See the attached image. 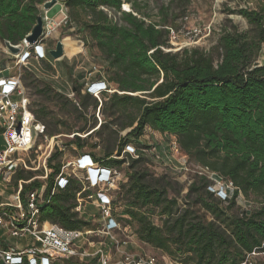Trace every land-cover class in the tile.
Masks as SVG:
<instances>
[{
  "label": "trees",
  "instance_id": "1",
  "mask_svg": "<svg viewBox=\"0 0 264 264\" xmlns=\"http://www.w3.org/2000/svg\"><path fill=\"white\" fill-rule=\"evenodd\" d=\"M45 1L0 0V40L21 43ZM58 1L67 8V22L83 46L96 52L105 88L114 85L116 90L110 94L107 89L100 91V101L82 94L80 84L75 85L76 97L54 93L57 102L69 105L71 114L83 121L65 146L55 143L46 159L45 173L41 170L43 180L33 169L24 168L17 169L12 178L15 186L18 180L28 181L22 184V194L35 189L41 193L39 221L66 229H92V218L76 207L77 198L87 200L93 189H84L80 180L69 174L63 188L51 191L60 173L63 149L69 145L82 148L85 141L81 132L87 137L108 127L113 148L106 146L102 157L94 151L82 154L118 171L128 163L129 198L123 212L138 223L143 240L168 253L190 254L187 264L192 260L193 264H239L251 252H264V67L257 62L264 44V2L254 9L238 10L248 22L247 29L225 25L209 49L171 51L170 34L179 14L170 4L159 7V19L155 20L149 9L151 0ZM188 2L185 0L182 8ZM123 4L130 10H122ZM44 91L49 93L50 89ZM28 107L43 124V135L55 138L61 133L57 119L47 122L42 109L33 110L29 102ZM89 108L92 120L86 116ZM97 109L104 117L98 126L94 117ZM147 127L173 135L190 159L231 182L229 197L215 199L212 182L201 175L190 184L187 196L195 193L193 202L203 212L188 202L181 207L176 195H170L168 179L151 176L142 166L145 152L137 141ZM126 129L125 134H119ZM127 146L134 148L133 154L126 151ZM239 195L252 198L254 208L230 213ZM155 213L161 217L160 227L149 219ZM171 244L175 247L170 251Z\"/></svg>",
  "mask_w": 264,
  "mask_h": 264
},
{
  "label": "rangeland",
  "instance_id": "2",
  "mask_svg": "<svg viewBox=\"0 0 264 264\" xmlns=\"http://www.w3.org/2000/svg\"><path fill=\"white\" fill-rule=\"evenodd\" d=\"M183 2L185 0L149 1V9L151 14L154 15L152 18L155 20L159 19V7L161 6H168L170 4V8L179 14L176 19L177 26L170 34L169 42L171 47L168 49L171 51H178L184 47L209 49L215 44L221 28L225 25L229 26L230 24H234L239 30L247 29L249 27L248 22L239 14L238 10L240 8L254 9L259 2H264V0H189L185 4V8H182L184 5ZM124 5L127 6V4H123L121 8ZM40 10L41 14H43L42 6H40ZM61 11L66 14V19H63L64 16ZM47 16L53 21L59 22L60 25L52 29L50 34L38 43L39 46L36 49L32 46L25 47L23 45L22 51L29 53V56L23 62H19L18 54L10 53L6 49L4 41L0 40V69H4L5 73L10 75H20L21 84L24 88L25 96L30 103V107L33 110L42 109L47 115V122H52L53 119H57L60 125L61 133L57 137L53 139L48 137L47 140L43 137H38L35 140L34 149L30 152L22 153V158L30 160L34 175L40 178V180H43L42 178L45 177L41 175V170L45 173V170L42 169V164H44V157L51 146L53 150V146L57 141L62 145L67 143L72 139L71 132L76 130L83 121L79 120L77 115L71 114L69 105H61V103L57 102L54 98V93L57 92L66 94L69 97H76V94H74L75 85L80 84L82 94L88 93L100 101V91L107 89L106 91L110 94L116 90L114 85H108L105 88L104 85L106 83L101 85L102 82H100L98 87L101 90L99 92H96V89L98 90L99 88L92 89L94 94L87 91V85L93 82L104 81V78L99 77V64L96 60V52H91L83 46L79 35L75 32V28L69 26L67 22V8L59 1L47 11ZM117 17L118 15L116 14ZM195 30L197 34L194 32ZM59 40L64 43V55L58 59H53L48 54V50L53 49ZM36 50L41 56L44 54V57L38 58L34 53ZM257 62L260 66L264 67V44L262 45ZM46 88L50 89L49 93L44 91ZM92 114L93 111L89 108L86 114L87 118L92 120ZM94 117L97 121V126L104 121V117L99 113L98 109L94 112ZM68 129L71 130L67 131ZM127 130L119 134L123 135ZM109 133L110 128L108 127L103 128L100 134L93 133L87 137H85L86 132H81L80 136L85 141V145L82 148H78L75 145L63 147L61 162L71 163L67 167V172L81 177L84 173L81 174L79 171H74L73 166L75 160L82 152L94 151L97 157H102L106 146L113 148L114 143L112 144L109 141ZM2 142L3 138L0 133V147ZM137 142L145 152L146 159L142 166L147 168L151 176L157 177L163 175L168 179L171 184L169 190L170 195H176L181 207H184V203L188 202L191 208L198 212H203V209L193 202L195 193H190L187 196L190 184L197 182L201 175L206 176L212 182L211 188L214 190L213 197L215 199L222 200L225 195H229V189L226 188V184L229 182L218 178L213 172L208 171L190 159L179 148L173 135L161 134L147 127ZM94 143H97L95 148L91 147V144ZM131 144L135 145L133 143ZM127 164L125 163L120 166V175L115 185L107 190V193L112 198V202L114 201L115 217L121 226V229L116 230L113 234L114 240L118 241V243L113 244V239L109 236L90 233L84 236L79 242L81 249L92 253L101 246L112 262L119 260L125 252L132 255H153L161 263L172 259L182 264H187L185 261L190 254L168 253L163 249L152 246L139 236L138 223L131 220L123 212L126 208L125 203L129 198L127 192L128 177L126 176ZM12 188H14L13 183L9 186L8 194L12 192ZM226 205V202L223 201L222 207ZM254 205L255 202L252 198H245L239 195L235 205L232 206L229 212L250 211L254 208ZM79 212L85 217L92 218L90 228L93 230L101 228L103 219L101 218L99 210L91 202L82 200ZM205 216L207 219H211L210 214H206ZM149 219L158 227L162 225L161 217L156 213L150 215ZM174 247L172 244L169 245V250L171 251ZM92 258L88 256L83 259L78 257L65 260L58 259L54 264H98L97 259L93 261ZM246 258L249 259L251 264H264V252L255 253L249 257L246 256ZM193 261L188 264H193Z\"/></svg>",
  "mask_w": 264,
  "mask_h": 264
},
{
  "label": "built area",
  "instance_id": "3",
  "mask_svg": "<svg viewBox=\"0 0 264 264\" xmlns=\"http://www.w3.org/2000/svg\"><path fill=\"white\" fill-rule=\"evenodd\" d=\"M61 13L64 16L63 19H66V14L63 11ZM43 21V31L39 40L33 45L25 43V47L32 46L36 49L39 46L38 43L45 39L52 29L60 25L59 22L50 19L47 13ZM194 32L197 34L196 30ZM34 53L38 58L44 57V54L41 56L37 50ZM17 56H19V62H23L29 53L21 51ZM100 82L102 81L87 85V91L94 94L92 89L99 88L96 84ZM100 90L101 88L96 89V92ZM0 133L3 138L0 147V194L3 195L9 190L17 169H32L27 159L22 158V153L30 152L34 148L36 138L43 136L45 140L48 139L43 135V124L37 121L29 110L20 75L7 74L4 69H0ZM126 148L129 149H126L129 153H134L133 147L127 146ZM51 150L52 146L44 157L42 166L45 171L46 159ZM70 164L62 162L51 193L56 187L63 188L67 184L69 175L67 167ZM73 167L74 171L84 173L81 177L72 173L80 180L84 189L94 190L88 195L87 200L99 210L103 219L101 228L98 230L66 229L58 224L41 223L39 221V204L43 201L41 193L35 189L22 194V184L28 181L18 180L17 186L14 185L8 198L0 202V228L5 229L12 237H22L28 234L32 237L33 243L22 249L4 247L0 244V264H54L58 259L73 257L83 259L88 256L96 257L98 264H182L172 259L161 263L153 255H132L125 252H122L119 260L112 262L101 246L92 253L81 249L79 242L90 233L109 236L113 239V242L111 241L113 244L118 243L114 240L113 234L116 230H120L121 226L112 214V198L107 190L115 185L120 172L115 168L101 166L88 154H81L75 160ZM226 188L229 189L230 195L233 190L232 183L226 184ZM77 200L76 210L79 211L82 199L78 197ZM255 253L251 252L247 257ZM239 264H251V262L246 258Z\"/></svg>",
  "mask_w": 264,
  "mask_h": 264
},
{
  "label": "water",
  "instance_id": "4",
  "mask_svg": "<svg viewBox=\"0 0 264 264\" xmlns=\"http://www.w3.org/2000/svg\"><path fill=\"white\" fill-rule=\"evenodd\" d=\"M57 2H58V0H47V1H45L42 5V9H43L44 13L39 15L35 25L32 27L30 32L26 35L24 40L18 44H12L9 41L5 40L4 44H5L6 49L12 54H18L23 50V45H25V43L30 44V45L35 44L39 40V38L42 34V31H43L44 15ZM128 9H129L128 5H127V9L124 7L122 8V10H125V11H129ZM48 54L53 59H58V58L62 57L64 55V43H63V41H61V40L57 41L55 44V47L53 49L48 50Z\"/></svg>",
  "mask_w": 264,
  "mask_h": 264
},
{
  "label": "crops",
  "instance_id": "5",
  "mask_svg": "<svg viewBox=\"0 0 264 264\" xmlns=\"http://www.w3.org/2000/svg\"><path fill=\"white\" fill-rule=\"evenodd\" d=\"M96 85H99V83H97ZM84 152H88V151H84ZM7 194L8 191L3 195L0 194V202H3L8 198L9 194L8 195ZM32 243H33V239L28 234L22 237H12L5 229L0 228V244L4 247H13L16 249H22Z\"/></svg>",
  "mask_w": 264,
  "mask_h": 264
},
{
  "label": "bare ground",
  "instance_id": "6",
  "mask_svg": "<svg viewBox=\"0 0 264 264\" xmlns=\"http://www.w3.org/2000/svg\"><path fill=\"white\" fill-rule=\"evenodd\" d=\"M124 8H127V6H126V5H124ZM26 52H27V51H26ZM22 53H23V52H22ZM22 53H21V54H22ZM18 54H19V53H18ZM20 58H21V57H20ZM92 175H93V174H92Z\"/></svg>",
  "mask_w": 264,
  "mask_h": 264
},
{
  "label": "clouds",
  "instance_id": "7",
  "mask_svg": "<svg viewBox=\"0 0 264 264\" xmlns=\"http://www.w3.org/2000/svg\"><path fill=\"white\" fill-rule=\"evenodd\" d=\"M101 85H104V83L102 82V84ZM105 86V85H104Z\"/></svg>",
  "mask_w": 264,
  "mask_h": 264
}]
</instances>
